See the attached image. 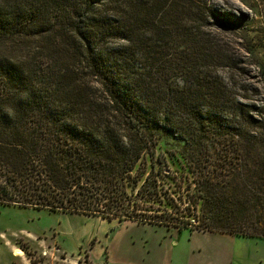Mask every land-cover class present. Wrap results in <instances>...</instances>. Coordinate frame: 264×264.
I'll return each mask as SVG.
<instances>
[{
	"label": "trees",
	"instance_id": "16d2710c",
	"mask_svg": "<svg viewBox=\"0 0 264 264\" xmlns=\"http://www.w3.org/2000/svg\"><path fill=\"white\" fill-rule=\"evenodd\" d=\"M211 1L0 0V204L170 224L171 140L192 230L264 240V93L218 74Z\"/></svg>",
	"mask_w": 264,
	"mask_h": 264
},
{
	"label": "rangeland",
	"instance_id": "374dc122",
	"mask_svg": "<svg viewBox=\"0 0 264 264\" xmlns=\"http://www.w3.org/2000/svg\"><path fill=\"white\" fill-rule=\"evenodd\" d=\"M211 6L237 22L236 27L224 29L209 19L198 32V36L202 34L210 41L207 43L209 46L221 45L225 55L234 62V68L233 64H229L218 74L228 85L237 82L239 88H258L264 93V77L261 74L264 69V0H212ZM238 93L242 94L243 90L238 89ZM162 146L166 151L165 163L171 172L170 178L177 176L178 180L175 179L176 185H173L169 176L163 177V190H167L170 197L165 199L161 195L160 203H153V206L160 211L157 214L169 210L163 216L170 224L144 223L163 229L144 228L130 220H108L0 204V264H85L86 259L91 264H105L106 256L114 263L122 261L123 264H131L140 258V252L147 243L156 248L151 253H159L161 264L184 262L187 255L175 254L172 249L174 244L186 245L188 233L185 230L197 231L192 228L197 226L194 217L199 215L198 206L186 208L189 201L185 193L188 189L179 185V177H184L187 182L191 178L180 156V145L170 140ZM165 170V166H162L159 173L167 174ZM170 198L172 200L167 204L166 200ZM189 218L193 225L191 229L190 226H173V223H181ZM166 230L183 231L172 236V232ZM226 240L239 244L236 251L248 264L264 259V240L234 235H229ZM152 254L146 257L147 264Z\"/></svg>",
	"mask_w": 264,
	"mask_h": 264
},
{
	"label": "crops",
	"instance_id": "0c3cea01",
	"mask_svg": "<svg viewBox=\"0 0 264 264\" xmlns=\"http://www.w3.org/2000/svg\"><path fill=\"white\" fill-rule=\"evenodd\" d=\"M137 223L138 226L142 225L144 228H155L148 224ZM155 229H163L159 226ZM168 231V230H166ZM183 231V230H181ZM181 231H177L180 233ZM188 234L187 243L185 244H174L173 246L174 253L186 254L187 257L184 262H176L174 264H248L244 261V258L236 251L238 248V243L229 242L227 237L229 235L217 233V232H203V231H193L189 232L185 230ZM172 232V231H168ZM172 232L171 235L177 233ZM204 238V242L202 239ZM205 239H211V241H206ZM263 241V240H260ZM150 244L144 246L143 252H140V258L136 259L137 261L131 264H147L146 257H148L151 252H155V247H150ZM173 245V244H172ZM181 245V246H180ZM106 256L105 264H123L122 261L114 263L108 259ZM135 260V259H132ZM102 263V262H101ZM100 263V264H101ZM149 264H161L159 253L152 254L151 260H148ZM104 264V263H102ZM250 264V263H249ZM253 264H264L263 260H256Z\"/></svg>",
	"mask_w": 264,
	"mask_h": 264
},
{
	"label": "bare ground",
	"instance_id": "6f19581e",
	"mask_svg": "<svg viewBox=\"0 0 264 264\" xmlns=\"http://www.w3.org/2000/svg\"><path fill=\"white\" fill-rule=\"evenodd\" d=\"M15 254H18V252H16Z\"/></svg>",
	"mask_w": 264,
	"mask_h": 264
}]
</instances>
